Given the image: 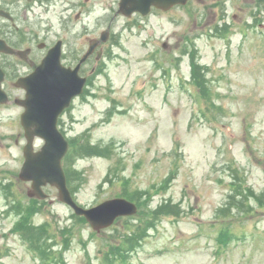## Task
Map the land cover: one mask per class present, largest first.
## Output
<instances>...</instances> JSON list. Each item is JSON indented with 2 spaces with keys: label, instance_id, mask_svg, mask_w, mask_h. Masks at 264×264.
Here are the masks:
<instances>
[{
  "label": "rangeland",
  "instance_id": "1",
  "mask_svg": "<svg viewBox=\"0 0 264 264\" xmlns=\"http://www.w3.org/2000/svg\"><path fill=\"white\" fill-rule=\"evenodd\" d=\"M86 5L88 46L110 25L114 37L60 120L64 167L81 207L130 197L139 212L98 233L48 186L35 229L17 227L24 143L0 112V264H264V1L114 21L117 1ZM39 9L45 25L58 20L59 8Z\"/></svg>",
  "mask_w": 264,
  "mask_h": 264
},
{
  "label": "flooded vegetation",
  "instance_id": "2",
  "mask_svg": "<svg viewBox=\"0 0 264 264\" xmlns=\"http://www.w3.org/2000/svg\"><path fill=\"white\" fill-rule=\"evenodd\" d=\"M89 1L0 0V41L5 42L12 48L10 53L0 50V81H2V89L6 92L8 98L6 103H0V111L7 115L13 113L15 121L13 125H15L19 136L22 137L21 142L23 143L25 140V129L22 125V116L26 111V104L23 105V102L27 100V90L18 86V83L32 76L49 57V63L54 64L55 61L51 57V53L53 54L54 52L56 56L58 49H61V63L64 67L74 68L79 63L82 57L81 53L89 47L86 12V4ZM115 1H117L119 9L120 0ZM263 1L188 0L186 5L228 6L234 2L246 5L258 4ZM43 6L48 7L47 11L51 9L52 12L59 8L57 11L59 17L56 22L51 19L49 23L47 22V25L44 24L42 9H39ZM117 13L118 10L113 21L119 17ZM32 31L35 33H32ZM74 35L80 37V43H78ZM101 35H108V41L101 43L100 48H98L102 49L104 53L105 50L102 46H105L114 37L113 25L108 26L105 31L101 32ZM7 50L9 51V49ZM82 69L83 66L80 74ZM10 138L6 139L11 140ZM37 141L35 142L36 144H38ZM15 144L20 146L19 137L15 140ZM22 150L23 146H21ZM36 150H39V147H36Z\"/></svg>",
  "mask_w": 264,
  "mask_h": 264
},
{
  "label": "water",
  "instance_id": "3",
  "mask_svg": "<svg viewBox=\"0 0 264 264\" xmlns=\"http://www.w3.org/2000/svg\"><path fill=\"white\" fill-rule=\"evenodd\" d=\"M187 1L121 0L119 12L126 17H131L134 13L147 16L153 7L168 11L176 5H185ZM106 38L105 35L104 40H107ZM94 48L95 44L92 43L90 51L82 62L88 58ZM56 67L58 69L55 78L50 83L34 85L33 80L29 84L24 83L28 90L27 102L30 106L23 116L28 144L24 149L25 162L20 178L32 182L30 195L41 199L47 197L42 187L48 184L55 186L59 190L60 200L71 206L77 215L84 216L95 230L100 231L111 226L118 217L136 214L138 209L134 203L126 199L108 200L91 209L79 207L74 202L62 167V160L68 152L69 143L58 130L57 124L59 115L70 106L74 97L83 92L86 80L78 76L80 66L74 71L54 66ZM52 68L49 67V60H47L36 77L42 76V73H47ZM36 137L45 141V145L39 152H34L33 143Z\"/></svg>",
  "mask_w": 264,
  "mask_h": 264
},
{
  "label": "trees",
  "instance_id": "4",
  "mask_svg": "<svg viewBox=\"0 0 264 264\" xmlns=\"http://www.w3.org/2000/svg\"><path fill=\"white\" fill-rule=\"evenodd\" d=\"M198 67H195L194 69H193V77H194V80H197V81H199V83H201V76L199 75V78H198V74H197V71H198ZM89 148L90 149H92V150H94L95 151V154H100V152H103V154L104 153H106L105 151H102V149H100V146H95V145H93V146H89ZM87 152H89V150H87ZM71 156V155H70ZM70 156H68V157H70ZM128 199H130V197L128 198ZM28 208H22V207H20V209L17 211L18 213H21V212H25L26 213V216H28V217H30L31 215H32V212H29L28 210H27ZM23 210V211H22ZM83 221H85L83 218H81ZM131 236H133L132 234H131ZM37 237V234H36V236H35V234L32 236V239L34 240L35 238ZM42 238H40L39 239V243H40V240H41Z\"/></svg>",
  "mask_w": 264,
  "mask_h": 264
}]
</instances>
